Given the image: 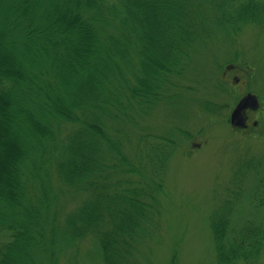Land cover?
<instances>
[{
    "label": "trees",
    "instance_id": "obj_1",
    "mask_svg": "<svg viewBox=\"0 0 264 264\" xmlns=\"http://www.w3.org/2000/svg\"><path fill=\"white\" fill-rule=\"evenodd\" d=\"M250 25L264 0H0V264H85L89 238L94 264H152L190 133L146 120L177 109L200 48ZM232 184L209 217L215 264H258L264 156Z\"/></svg>",
    "mask_w": 264,
    "mask_h": 264
},
{
    "label": "rangeland",
    "instance_id": "obj_2",
    "mask_svg": "<svg viewBox=\"0 0 264 264\" xmlns=\"http://www.w3.org/2000/svg\"><path fill=\"white\" fill-rule=\"evenodd\" d=\"M193 61L183 83L188 94L177 109H161L146 120L150 132L168 134L180 120L190 133L189 138L179 135L180 146L166 177L160 238L151 245L152 264H215L210 214L230 197L239 166L264 156V27L250 25L228 39L221 35L200 48ZM248 93L258 96L261 108L252 112L248 130H238L231 126L230 116ZM206 101L221 104L220 112H207ZM242 205L250 216L246 197ZM8 240V234L0 236V243ZM95 245L92 238L83 243L85 264H94L90 253ZM258 264H264V253Z\"/></svg>",
    "mask_w": 264,
    "mask_h": 264
},
{
    "label": "water",
    "instance_id": "obj_3",
    "mask_svg": "<svg viewBox=\"0 0 264 264\" xmlns=\"http://www.w3.org/2000/svg\"><path fill=\"white\" fill-rule=\"evenodd\" d=\"M259 108L260 100L255 94L249 93L242 97L231 113V125L235 128L247 127V111L249 109L256 111Z\"/></svg>",
    "mask_w": 264,
    "mask_h": 264
},
{
    "label": "flooded vegetation",
    "instance_id": "obj_4",
    "mask_svg": "<svg viewBox=\"0 0 264 264\" xmlns=\"http://www.w3.org/2000/svg\"><path fill=\"white\" fill-rule=\"evenodd\" d=\"M248 119H247V123H248V127L245 129V130H248L251 126V124H250V120H251V114H252V111H248ZM258 125V122H254L253 123V126H257Z\"/></svg>",
    "mask_w": 264,
    "mask_h": 264
}]
</instances>
